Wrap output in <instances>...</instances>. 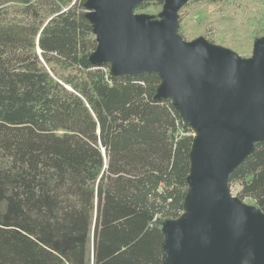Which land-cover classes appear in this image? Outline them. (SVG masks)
Listing matches in <instances>:
<instances>
[{
	"label": "trees",
	"instance_id": "1",
	"mask_svg": "<svg viewBox=\"0 0 264 264\" xmlns=\"http://www.w3.org/2000/svg\"><path fill=\"white\" fill-rule=\"evenodd\" d=\"M85 1L0 0V264H86L90 235L92 264H163L184 212L193 132L156 74L90 62ZM228 184L264 213V143Z\"/></svg>",
	"mask_w": 264,
	"mask_h": 264
},
{
	"label": "water",
	"instance_id": "2",
	"mask_svg": "<svg viewBox=\"0 0 264 264\" xmlns=\"http://www.w3.org/2000/svg\"><path fill=\"white\" fill-rule=\"evenodd\" d=\"M140 1L86 0L84 16L96 40L90 62L108 64L113 78L156 74L157 98L171 101L197 135L187 213L163 226V264H264V213L228 184L264 143V39L241 59L204 38L178 35V13L189 0H165L157 19L135 12Z\"/></svg>",
	"mask_w": 264,
	"mask_h": 264
},
{
	"label": "rangeland",
	"instance_id": "3",
	"mask_svg": "<svg viewBox=\"0 0 264 264\" xmlns=\"http://www.w3.org/2000/svg\"><path fill=\"white\" fill-rule=\"evenodd\" d=\"M161 10L149 9L145 14L157 19ZM178 16L185 41L215 38L224 48L231 50L241 59L251 57L254 42L264 39V0H222L208 5L193 4L180 10ZM193 136H197L195 132ZM239 190L237 185L231 187L233 195H237ZM190 196L188 190L182 217L187 213V201ZM243 202L248 207H255L249 199ZM167 259L165 244L164 261ZM86 264H92L91 235L86 245Z\"/></svg>",
	"mask_w": 264,
	"mask_h": 264
}]
</instances>
